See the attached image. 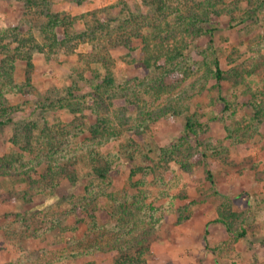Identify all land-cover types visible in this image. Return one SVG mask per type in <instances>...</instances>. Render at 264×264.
<instances>
[{
    "label": "rangeland",
    "instance_id": "1",
    "mask_svg": "<svg viewBox=\"0 0 264 264\" xmlns=\"http://www.w3.org/2000/svg\"><path fill=\"white\" fill-rule=\"evenodd\" d=\"M165 5L0 0V264H264V0Z\"/></svg>",
    "mask_w": 264,
    "mask_h": 264
},
{
    "label": "trees",
    "instance_id": "2",
    "mask_svg": "<svg viewBox=\"0 0 264 264\" xmlns=\"http://www.w3.org/2000/svg\"><path fill=\"white\" fill-rule=\"evenodd\" d=\"M143 2L146 5H156V7L164 13L166 9H169V7L165 5V0H143ZM219 0H193L192 9L194 12H197V10H201L204 13L209 14L211 13V10L217 7V3ZM178 12H180L179 9H177ZM181 18H178L176 21L177 28L184 27L187 31L191 32V34H197L201 33L202 28L200 29L196 21L200 19L199 15H194V13H181ZM206 18L207 21L210 20V18ZM60 20L52 16L49 20V23L47 26L41 27V33L45 37L46 41L48 42L49 46H56L57 44V34L54 31V27L57 23H59ZM62 23V20H61ZM179 23V24H178ZM178 24V25H177ZM31 40V39H30ZM15 48L20 50L21 46L24 43V40H21L17 42ZM157 46V45H156ZM147 53L144 56L143 61L146 65L149 66H155L156 68L160 67L159 58L156 56V54L153 52V50L148 46L146 49ZM175 55H178L181 52H178V47L175 50H171ZM27 60V69L30 71L33 67V63L31 61V55L27 54L25 57ZM215 77L219 81L223 77V71L219 65V61L216 60L215 62ZM112 81V80H111ZM5 85V84H4ZM1 93V90H0ZM8 120L0 121V124L7 123ZM188 125V123L186 124ZM96 172L99 176L105 177L104 168L98 167L96 168ZM221 220V219H220ZM227 225V224H226ZM229 228V227H228ZM116 248L119 250L120 254L115 258V264H147V261L145 259V254L149 251V240L148 238L142 236L141 234H138L135 236V239L130 240H124L120 242L119 244H115Z\"/></svg>",
    "mask_w": 264,
    "mask_h": 264
}]
</instances>
